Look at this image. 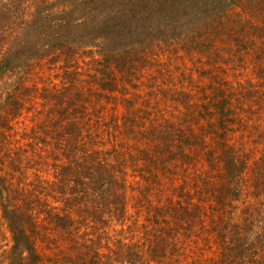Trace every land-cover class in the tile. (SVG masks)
<instances>
[{
    "label": "trees",
    "instance_id": "trees-1",
    "mask_svg": "<svg viewBox=\"0 0 264 264\" xmlns=\"http://www.w3.org/2000/svg\"><path fill=\"white\" fill-rule=\"evenodd\" d=\"M222 1L0 0V264H264V0Z\"/></svg>",
    "mask_w": 264,
    "mask_h": 264
},
{
    "label": "rangeland",
    "instance_id": "rangeland-1",
    "mask_svg": "<svg viewBox=\"0 0 264 264\" xmlns=\"http://www.w3.org/2000/svg\"><path fill=\"white\" fill-rule=\"evenodd\" d=\"M188 1L187 3H183L181 2V9H180V5H178V0H172V4L169 8L165 9V11H163V19L160 22H164V25L166 24V27L168 25V17L170 20H172L173 18L176 19V22H174V24L170 25V26H175L177 27V30L175 32L176 35H180V34H187V33H193L194 31H192L191 25L192 22L188 25L187 21L185 23H182L183 18L181 19V16L186 13H192L193 12V6H194V2L195 0H186ZM237 0H223L222 2H218L216 5H218L220 8L223 9H233L234 7H237ZM241 5V4H240ZM143 8V9H142ZM141 9V10H140ZM145 11V12H144ZM137 14V18H140L142 21L145 20V25L146 24H151L152 20H159V17L156 15V13L154 11H148L146 9V7H144L143 5L138 6L137 7V13L130 15V16H135ZM152 26V25H151ZM153 28V29H152ZM150 30L151 35H148V26L144 27L142 29L137 30L136 35L139 33L142 37L143 36H148V37H153L156 35H152V34H157L159 32L158 27H152ZM179 28V29H178ZM168 29H170L168 27ZM163 31V27L162 30L160 32ZM159 35L161 36V34L159 33ZM171 37L174 38L173 45H176L178 42L176 39V36L173 34H170ZM160 49L164 50L163 47H160ZM165 50H168V48H165ZM171 49L168 52H165L161 58H162V62L166 63L168 65L169 62V57H174L175 55L171 54ZM182 59L177 60L174 63L175 65H178V63H182ZM170 64H172L173 62H169ZM180 76V74L178 75ZM264 115V112H263ZM255 119V118H254ZM28 122V121H27ZM248 140L250 139V142L252 141H258V144L260 143L261 145V149L264 148V123L262 125H259L258 128L254 131L251 132V134L247 137ZM250 182H252V180L250 179ZM260 205H259V210L257 211V216H256V224L254 225V229H260L261 227L264 226V198H260ZM253 236V234H252Z\"/></svg>",
    "mask_w": 264,
    "mask_h": 264
}]
</instances>
